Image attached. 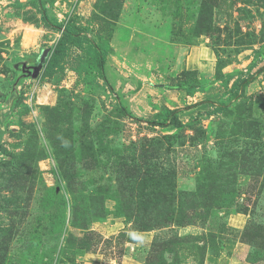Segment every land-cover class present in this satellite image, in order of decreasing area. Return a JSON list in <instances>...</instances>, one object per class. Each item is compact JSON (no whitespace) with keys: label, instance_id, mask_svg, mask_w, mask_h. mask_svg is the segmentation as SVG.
Returning <instances> with one entry per match:
<instances>
[{"label":"rangeland","instance_id":"374dc122","mask_svg":"<svg viewBox=\"0 0 264 264\" xmlns=\"http://www.w3.org/2000/svg\"><path fill=\"white\" fill-rule=\"evenodd\" d=\"M0 264H264V0H0Z\"/></svg>","mask_w":264,"mask_h":264},{"label":"water","instance_id":"95a60500","mask_svg":"<svg viewBox=\"0 0 264 264\" xmlns=\"http://www.w3.org/2000/svg\"><path fill=\"white\" fill-rule=\"evenodd\" d=\"M53 47H46L40 50L34 56H29L23 61H18L13 64L16 70L17 77L12 87V95L15 99L19 95L18 86L27 79H37L41 72L46 68L47 63L53 53ZM12 111V110H11Z\"/></svg>","mask_w":264,"mask_h":264},{"label":"trees","instance_id":"16d2710c","mask_svg":"<svg viewBox=\"0 0 264 264\" xmlns=\"http://www.w3.org/2000/svg\"><path fill=\"white\" fill-rule=\"evenodd\" d=\"M63 34L64 37L57 42L53 50V53L47 63V66L45 68V73L47 74L51 73L53 70H56L60 66L61 61L65 55V48L68 41L73 42L75 45L79 47L83 46V39L80 36L72 33L70 29L64 28ZM99 65L101 69L104 70V62L102 59H100ZM221 110L222 109L218 107L215 108L213 111L214 113H219Z\"/></svg>","mask_w":264,"mask_h":264}]
</instances>
